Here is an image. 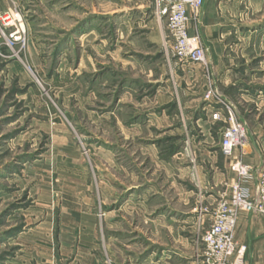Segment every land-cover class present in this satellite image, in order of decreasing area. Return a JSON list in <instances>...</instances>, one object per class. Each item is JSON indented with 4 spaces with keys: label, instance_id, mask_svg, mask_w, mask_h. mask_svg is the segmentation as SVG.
I'll use <instances>...</instances> for the list:
<instances>
[{
    "label": "rangeland",
    "instance_id": "1",
    "mask_svg": "<svg viewBox=\"0 0 264 264\" xmlns=\"http://www.w3.org/2000/svg\"><path fill=\"white\" fill-rule=\"evenodd\" d=\"M154 9L153 0H0V12L20 14L24 32L21 44L9 39L12 30L0 31V264L200 263V239L188 241L196 250L177 240L168 250L163 233L155 248L143 235L128 243L132 227L117 206L131 196L121 182L131 185L135 159L138 184H159L150 150L156 161L183 155L195 163L190 146L199 134L184 116L180 134L185 93L201 89L211 105L208 90L225 96L233 84L228 98L246 131L264 139V0H241L239 25L218 33L228 86L210 69L177 62ZM138 198L164 202L162 191ZM205 212L194 203L191 217L199 222ZM127 244L137 250H122Z\"/></svg>",
    "mask_w": 264,
    "mask_h": 264
},
{
    "label": "crops",
    "instance_id": "2",
    "mask_svg": "<svg viewBox=\"0 0 264 264\" xmlns=\"http://www.w3.org/2000/svg\"><path fill=\"white\" fill-rule=\"evenodd\" d=\"M240 2L241 0H204L202 7L195 16L190 13V21H193L195 27L192 31L189 30L190 35L197 34L199 36L207 48L208 58L211 62L212 79L225 86L230 84L227 76L228 71L223 74L221 70L224 45L221 43L218 33L239 25L236 22V17L240 11ZM153 13L156 15L155 9ZM156 32H159V30L155 28L151 37H155ZM157 36L158 39L162 40L159 33ZM154 41H157L156 37L149 40L151 44H155ZM190 68H194V66ZM193 75V80L196 83H202L201 81L205 80L200 75L198 68H195ZM193 75L191 74L192 77ZM224 90L225 97L228 98L232 96L236 88L231 84ZM185 94L191 95L192 98L190 97L184 104H181L180 109L184 112L181 113V117L184 116L186 120L183 117L180 118L181 121L183 120L180 134L186 129L185 121L190 130L198 132L199 139L196 141L195 139L198 137L193 135L194 140L191 137L190 146L191 157L196 161L191 164L183 155L180 157L173 156L168 161H156V153L150 150L147 155H149V159L155 161L149 163L151 164L149 170H151L152 176H156L159 183L157 185L155 183L151 184L149 181L146 182L147 184H144V182L138 184V179H141L142 176L137 172L136 160H132V183L130 186L125 187L124 182H121L122 193L126 189V196L131 197H122L117 206V213L121 214L122 222L132 227L130 232L133 235L129 237L128 243H132V240L136 239L137 236L143 235L147 236L148 246L155 248L154 239L157 234L163 233V237L170 240L168 250L172 249V240H177L175 242L180 243L181 250H196L193 247L194 245H189V239L197 241L201 238L210 224L211 214L216 202L223 194L228 193L230 184L235 178L229 168L231 161L223 158L219 151L221 138L219 127L222 128L223 124L216 125L213 123L211 114L216 109L215 106L204 104L201 101L200 97L203 94L201 89L195 93L192 92V94ZM238 118L243 120L239 115ZM168 119V127H171L172 119L169 117ZM189 120H192L190 125ZM217 127L218 132H213ZM236 156L244 163L264 170V139L254 136L248 129L246 144L241 150L237 151ZM117 170L121 172L122 179L127 175V169L124 165H118ZM129 190L131 191L129 192ZM159 191L163 192V205H160V203H146L143 199L138 198L140 194L152 193V195H158ZM194 203L200 204L206 210L199 222L191 217L194 211ZM140 223L146 224V227L141 228ZM175 224L182 226L179 234L177 231H175V234L171 228ZM105 226L107 229L108 226ZM116 227V233L123 230L119 225H116ZM185 229L189 231L186 233ZM236 239L240 246L245 247L242 264H264V218L254 214L242 215L238 220ZM122 250L137 249L127 244L126 246L122 245ZM193 254L191 255L193 256ZM198 261V259H194L193 263L197 264Z\"/></svg>",
    "mask_w": 264,
    "mask_h": 264
},
{
    "label": "built area",
    "instance_id": "3",
    "mask_svg": "<svg viewBox=\"0 0 264 264\" xmlns=\"http://www.w3.org/2000/svg\"><path fill=\"white\" fill-rule=\"evenodd\" d=\"M155 13L164 19L173 42V54L180 63L211 70L207 48L197 34L190 35V16L198 13L204 0H153ZM1 29L12 30L9 39L24 44L22 18L14 10L0 12ZM204 99L215 106L211 118L223 124L219 151L229 159L235 178L229 191L216 202L208 228L200 238V264H242L245 247L236 239L238 220L254 214L264 218V170L244 163L236 156L247 139L246 124L238 120L234 104L217 89H210Z\"/></svg>",
    "mask_w": 264,
    "mask_h": 264
}]
</instances>
